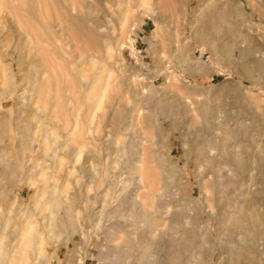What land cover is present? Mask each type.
<instances>
[{"label": "rangeland", "instance_id": "374dc122", "mask_svg": "<svg viewBox=\"0 0 264 264\" xmlns=\"http://www.w3.org/2000/svg\"><path fill=\"white\" fill-rule=\"evenodd\" d=\"M109 1L71 15L66 0H0V67L9 70L5 82H15L12 98L0 85L4 246L15 243L25 218L46 224L39 197L45 187L67 185L55 211V238L37 228L47 240L46 256L35 264H264V0H152L148 11L139 0H127L128 29L114 62L106 59L105 46L115 41L112 27L126 5ZM45 18L58 33L59 21L71 27L63 26L64 63L46 64L51 58L43 60L40 52L29 58L23 42L28 27ZM33 63L46 65L47 74L67 72L62 79L44 77V85L53 86L43 87L47 115L30 110L25 74ZM102 69L103 78L113 72L112 84L93 114L95 94L88 108L84 98ZM63 85L71 93L65 95ZM28 122L29 140L18 134ZM33 125L42 126L45 137L33 135ZM43 144L50 146L47 153ZM142 149L151 193L137 192L140 176L132 171ZM84 210L90 216L78 222L81 238L74 216Z\"/></svg>", "mask_w": 264, "mask_h": 264}, {"label": "bare ground", "instance_id": "6f19581e", "mask_svg": "<svg viewBox=\"0 0 264 264\" xmlns=\"http://www.w3.org/2000/svg\"><path fill=\"white\" fill-rule=\"evenodd\" d=\"M102 0H66V2H65V5H66V7H68V13H70L71 15L72 14H78L79 12H80V10L81 9H83V10H85V11H87V12H90V11H92V8H96L97 7V4L99 3V2H101ZM107 1V3L109 4L111 1H109V0H106ZM129 2V1H128ZM139 2H140V7H142L145 11H148L149 9H150V6H153V1L152 0H139ZM121 3H124L123 4V6L124 5H126V4H128L127 3V0H115L114 1V5L115 4H121ZM11 5V4H10ZM1 6V5H0ZM13 6H15L14 4H13ZM209 7V6H208ZM10 7H8V9H9ZM4 9V8H3ZM7 9V10H8ZM12 9V8H11ZM13 9H15V10H17L16 8H14L13 7ZM12 9V10H13ZM66 8H64V10H65ZM4 10H6V9H4ZM129 10H131V9H129V7L126 5V8H125V10H123V11H121L120 12V16H119V20H118V26H116V27H112V32H115V30H116V33H115V37H114V39H115V41L113 42V44H106V46H105V55H106V59H108V60H112L113 59V62H114V59L116 58V56H119L120 57V50H121V43L119 42V40L121 39L122 40V38L124 37V35H125V33H127L126 32V29H128L127 27H128V21H129V18H130V16H129V14H130V11ZM38 11L40 12V14L42 15V5L39 3L38 4ZM66 11V10H65ZM14 12V11H13ZM82 12V11H81ZM86 12V13H87ZM132 12V11H131ZM82 14V13H81ZM91 14H93V12H91ZM12 15V14H11ZM96 15V14H95ZM16 16V15H15ZM85 16V15H84ZM99 17V16H98ZM13 18V17H12ZM44 18V17H43ZM55 18V17H54ZM90 18H92L91 16H90ZM94 18V17H93ZM96 18V17H95ZM16 19V18H15ZM56 19V18H55ZM66 19V18H65ZM67 19H68V17H67ZM72 19H76V21H74V22H77V21H79V19H78V17H72ZM13 20V19H12ZM47 19L45 18L44 19V21H41V23H39V22H37V21H33V27H28V29H29V32L30 33H26V41L24 40L23 42L25 43V46L28 48V54L30 55L29 56V58L31 57V55L33 56H35V54H37V53H39V55L42 53L43 54V57L42 56H40V58H43V60H45V59H48L49 57L51 58V59H48L49 61L48 62H46V64L47 63H49V62H52V61H54V60H56V62H57V60H59V61H62L63 60V63H64V59H66L67 57V53H65V51L63 50V47L66 45V43H63L62 44V42H61V37L63 36L62 35V33L64 32V28H63V24H62V21H59V27H60V32L58 33V32H56V28L54 29V28H52L51 27V23L50 22H48V21H46ZM69 20V19H68ZM88 20V19H87ZM90 20V19H89ZM98 20V19H97ZM16 21V20H15ZM55 21V20H54ZM65 20H63V22H64ZM67 21V20H66ZM81 22V21H80ZM88 22V21H87ZM86 22V23H87ZM96 22V21H95ZM95 22H90V24H92V23H95ZM16 23H17V25H18V27H19V29L21 28L20 27V25L19 24H21V21L20 20H17L16 21ZM67 23V22H66ZM70 23V22H69ZM83 23H85V21L83 22ZM85 23V24H86ZM58 24H57V26H58ZM65 24V23H64ZM68 24V23H67ZM77 24H79V23H77ZM82 24V23H81ZM66 25V24H65ZM74 25V24H73ZM207 25V24H206ZM56 26V27H57ZM70 26H71V24H70ZM75 26V25H74ZM80 26V25H79ZM58 27V28H59ZM65 27V26H64ZM68 27V28H67ZM73 27V26H72ZM85 27V26H84ZM65 28H67V29H70V31H71V27H69V26H66ZM82 28V27H81ZM92 28H93V26H92ZM92 28H91V30L90 31H92ZM96 28V26H94V29ZM18 29V30H19ZM22 29V28H21ZM80 29V28H79ZM85 29V28H84ZM93 29V30H94ZM98 29H99V26H98ZM77 30V29H76ZM75 30V31H76ZM22 31V30H21ZM69 30H68V32H70ZM74 31V32H75ZM79 31V30H78ZM86 31V30H85ZM67 32V31H66ZM65 32V33H66ZM89 32V31H88ZM87 32V33H88ZM97 32V31H96ZM22 33V32H21ZM64 33V35H66V34H68V33H66L65 34ZM76 33H77V31H76ZM84 33H86V32H84ZM90 33V32H89ZM92 33V32H91ZM70 34H73V33H70ZM113 34V33H112ZM24 35V34H23ZM78 35V34H77ZM199 35V34H198ZM67 36V35H66ZM82 36V35H81ZM85 36V35H84ZM88 36V35H87ZM95 36V35H94ZM78 37V36H77ZM70 38V37H69ZM87 38V37H86ZM93 39H94V37H92ZM73 39V38H72ZM91 39V38H90ZM104 39V38H103ZM62 40H64V39H62ZM67 40V39H66ZM75 41V40H74ZM20 42H22V41H20ZM84 42H86V41H84ZM73 43V42H72ZM109 43V42H108ZM111 43V42H110ZM20 44H22V43H20ZM69 45H71V44H69ZM75 45V44H74ZM43 46H45L44 48H43ZM68 47V46H67ZM45 48H47L46 49V51L44 50ZM66 48V47H65ZM16 49V48H15ZM71 50H73V48H71ZM85 52V51H84ZM41 54V55H42ZM64 56H65V58H64ZM84 56V55H83ZM95 56V55H94ZM87 58V60L89 61V62H91L92 64V66H93V63L95 64V65H97L95 62H96V60L94 59V57L93 56H88V57H86ZM96 58V57H95ZM98 58V57H97ZM32 59H33V57H32ZM39 59V58H38ZM54 59V60H53ZM34 60V59H33ZM42 60V61H43ZM38 61V60H37ZM39 61H41V60H39ZM59 61H58V63H59ZM66 61H68V60H66ZM74 61V60H73ZM97 61H98V59H97ZM102 61V60H101ZM116 61V60H115ZM34 62V61H33ZM44 62V61H43ZM43 62H42V64H43ZM44 62V63H45ZM56 62H53L54 64L56 63ZM22 63H24V62H22ZM61 63V62H60ZM98 63V62H97ZM39 64H40V62H39ZM57 64V63H56ZM55 64V65H56ZM65 64H67L66 66H68V63L66 62ZM70 64V63H69ZM86 64V63H85ZM101 64V63H100ZM41 65V64H40ZM51 65V64H50ZM50 65L48 64V68H50ZM53 65V64H52ZM51 65V67H53ZM58 65V64H57ZM60 65V64H59ZM72 64H70V66H71ZM106 65V64H105ZM46 66V65H45ZM45 66H37V64L36 63H33L32 65H31V67H30V69L27 71V73L25 74V76H26V78H27V80H26V78H25V80L27 81V90H25L26 91V94L28 93L29 94V101H30V110H31V107H36V111H45V112H47V108H46V104L44 105V102H43V99H42V93H44V88L43 87H47V88H49L50 87V85L51 84H49V85H44V82H43V80H44V77H47L48 78V80L47 81H49L50 79H51V77H49L52 73L54 74V72L51 70L50 72H51V74H47L48 72H47V70L45 69V68H47V67H45ZM61 66V65H60ZM104 66V65H103ZM10 67H11V65H10ZM57 69L59 68V67H57V66H55ZM54 67V68H55ZM65 67V66H64ZM107 67V66H106ZM56 68H55V70H56ZM63 68V67H62ZM64 70H62V69H60V70H62L63 72L64 71H66V69L65 68H63ZM54 70V69H53ZM59 70V71H60ZM68 70V69H67ZM110 70V69H109ZM108 70V71H109ZM113 70V69H112ZM100 71V70H99ZM98 71V72H99ZM8 73L9 72V70H7V69H5L4 67H0V85L1 84H3L4 86L6 85V88H8V90H9V88H10V94H8V96H9V98L11 97V95L12 94H14L15 92L13 91L14 90V84H15V82H13L14 81V79L12 78V77H10V79H8L6 82H5V73ZM56 73L58 74V75H60L57 71H56ZM61 73V72H60ZM64 73H66L67 74V72H64ZM69 73V72H68ZM113 73V72H112ZM112 73H110V72H107L106 74V76L103 78V76H102V74H103V69L100 71V75L99 76H97L96 74V77H95V79H94V83H92V87H91V91L89 92V95L86 97V98H84L85 99V102H83V104L85 103V106H86V104L87 103H89L88 102V99H90V97H92V95L91 94H95V96H93L92 98L94 99V111H93V114H95V112H97V111H100V110H102V108H103V103H105L104 102V100H106L107 98H108V90L110 89L109 87L111 86V84L109 83L110 81H112V80H110L111 79V76H112ZM9 74V73H8ZM53 74L51 75V76H53ZM66 74H61V77L60 76H56L55 74V76H56V78L58 77V78H61L62 79V75H66ZM117 74V73H116ZM10 75V74H9ZM46 75H49V76H46ZM12 76V75H11ZM83 77V75H81L80 74V78H82ZM118 76H119V74H118ZM122 76V75H121ZM8 77V76H7ZM64 78H65V76H63ZM94 77V76H93ZM113 77H115V76H113ZM53 79V78H52ZM66 79V78H65ZM115 79V78H114ZM113 79V80H114ZM128 79V78H127ZM46 80H44V81H46ZM54 80V79H53ZM52 80V82L53 83H55L54 81ZM92 80H93V78H92ZM110 80V81H109ZM116 80V79H115ZM16 81V80H15ZM47 81H46V84H48L47 83ZM60 81H64V79L63 80H60ZM60 81H59V83H60ZM66 82H67V80H65ZM25 82V81H24ZM51 82V81H50ZM49 82V83H50ZM57 83L58 82H56V86H57ZM69 83V82H68ZM68 83H65L64 82V84L66 85H68ZM71 87L73 86V83L71 82ZM60 85V84H59ZM49 86V87H48ZM52 86V85H51ZM61 86V85H60ZM74 86H76V85H74ZM73 86V87H74ZM91 86V85H90ZM89 86V87H90ZM53 87V86H52ZM63 87V89H65L64 88V85L62 86ZM47 88H45L46 90V92H45V94L47 93ZM57 88V87H56ZM58 88H60L59 86H58ZM57 88V90L58 91H60V89L61 90H63L62 88H60V89H58ZM68 88V87H67ZM66 88V89H67ZM127 88H128V90L129 91H131V85H128L127 86ZM50 89V88H49ZM53 89V88H52ZM65 89V90H66ZM70 89V88H69ZM69 89H67L66 91L64 90V92H65V95H66V92H68L67 94H69V93H71V91L69 90ZM72 89V88H71ZM76 89H77V87H76ZM76 89L74 88V90H75V92H77L76 91ZM127 90V91H128ZM16 91H18L17 89H16ZM53 92L54 91V89L53 90H49L48 92ZM75 92H74V94H75ZM81 94L83 93V92H81V90L79 91ZM85 92V91H84ZM54 93V92H53ZM53 93H50V94H53ZM79 93V94H80ZM86 93V92H85ZM88 93V92H87ZM17 94V93H16ZM48 94V93H47ZM49 94V95H50ZM61 93L59 92V95H60ZM62 94H63V92H62ZM73 94V93H72ZM77 94V93H76ZM75 94V96H77ZM15 96V95H14ZM52 96V95H51ZM63 97H64V94L62 95ZM13 97V96H12ZM11 97V98H12ZM44 97H45V95H44ZM52 97H54V94H53V96ZM60 97V96H59ZM62 97V98H63ZM73 97V96H72ZM23 98V97H22ZM25 98V97H24ZM46 98H47V95H46ZM51 98V97H50ZM26 99V98H25ZM28 99V98H27ZM52 99V98H51ZM50 99V100H51ZM54 99V98H53ZM52 99V100H53ZM60 99V98H59ZM64 99V98H63ZM67 99V98H66ZM13 100V99H12ZM20 100V99H19ZM52 100H51V102H52ZM61 100V99H60ZM65 100V99H64ZM67 100H70V97H69V99H67ZM91 100V99H90ZM47 101H49V98H48V100ZM54 101V100H53ZM83 101V100H82ZM45 102H46V100H45ZM55 102V101H54ZM20 103V102H19ZM25 103H27V102H25ZM48 103V102H47ZM68 103H70L69 105L71 106V108H75V102L73 103L72 101H69ZM67 103V104H68ZM51 104V103H50ZM55 103H53V106H55L54 105ZM41 105H44V107H41ZM62 105V104H61ZM90 105V104H89ZM51 106H52V104H51ZM53 106L51 107V109L53 108ZM83 106V105H82ZM91 106V105H90ZM50 107V106H49ZM87 107V106H86ZM89 107V106H88ZM87 107V108H88ZM28 108V107H27ZM62 108V107H61ZM60 108V109H61ZM0 109H2V106L0 105ZM54 109V108H53ZM52 109V110H53ZM59 109V110H60ZM86 109V108H85ZM90 109V108H89ZM9 110H11V109H9ZM29 110V109H28ZM54 110H56V109H54ZM61 110H63V109H61ZM60 110V111H61ZM92 110V109H91ZM51 111V110H50ZM10 112V111H9ZM31 113H32V111H30ZM35 112V111H34ZM20 113V112H19ZM40 113V112H39ZM52 113H53V111H52ZM60 113H63V112H60ZM77 113V112H76ZM9 114H11V112L9 113ZM37 114V113H36ZM48 114V112L46 113V115ZM49 114H50V112H49ZM65 114V113H64ZM31 116H32V114H30ZM34 115H35V113H34ZM67 115V114H66ZM69 116V115H68ZM94 116V115H93ZM77 117H78V115H77ZM82 117V116H81ZM95 117V116H94ZM4 118H7V117H4ZM35 118H37V119H39L38 118V116L37 117H35ZM8 119V118H7ZM26 119V118H25ZM36 119V120H37ZM76 119V118H75ZM78 119V118H77ZM82 120H84V119H82ZM87 120V119H86ZM42 121V120H41ZM91 121V120H90ZM90 121H89V123H90ZM33 122V121H32ZM37 122H39V121H37ZM43 122V121H42ZM92 122V124H93V121H91ZM41 123V122H40ZM79 123V122H78ZM77 123V124H78ZM83 123V122H82ZM19 124H21V123H19ZM23 124H25V123H23ZM31 124V123H30ZM29 122L27 123V125H24V126H21V128H17L19 131H18V134H20L21 136H19V137H25L26 139H28V138H31L29 135H27V132H29ZM77 124H75L76 125V127L79 125L80 126V123L77 125ZM84 124H86V122L84 123ZM91 124V123H90ZM17 125V124H16ZM16 125H13V126H16ZM41 125V124H40ZM37 126L36 125V127L34 128V125H33V131H35V133H33V135H37V136H42V137H45V135L47 134V132L42 128V126ZM31 126V125H30ZM89 126V125H88ZM45 127V126H44ZM75 129H76V127L75 126H73ZM85 127V126H84ZM42 128V129H41ZM87 128V132L88 133H91V131L89 130V128L88 127H86ZM17 129L15 130L16 132H17ZM32 129V128H31ZM45 129H46V127H45ZM90 129H91V127H90ZM12 130V132H14L13 130H14V128L13 129H11ZM79 130H80V128H79ZM82 130V129H81ZM83 130L85 131V128H83ZM82 130V131H83ZM51 131H52V129H51ZM50 131V132H51ZM72 131V130H71ZM31 132V131H30ZM54 133H55V131H53ZM32 133V132H31ZM74 133V132H73ZM81 133H83V132H81ZM86 133V132H85ZM13 134V133H12ZM16 136H17V134L16 133H14ZM56 134V133H55ZM79 134V133H78ZM84 134V133H83ZM85 135V134H84ZM88 135V134H87ZM36 136V137H37ZM72 136H74V134H72ZM18 137V138H19ZM83 137V136H82ZM81 137V138H82ZM14 138V137H13ZM46 138H48V137H46ZM12 139V138H11ZM10 139V140H11ZM23 139V138H22ZM25 139V140H26ZM49 140H50V138H48ZM74 139V138H73ZM14 141H15V139H13ZM24 140V139H23ZM29 140V139H28ZM45 140H47V139H45ZM49 140H48V142H49ZM83 140H84V138H83ZM12 141V140H11ZM14 141H12V142H14ZM31 141V140H30ZM33 141V140H32ZM39 141V140H38ZM37 141V142H38ZM87 141V140H86ZM40 142V141H39ZM42 142V141H41ZM83 142H85V140L83 141ZM88 142V141H87ZM22 143V142H21ZM28 143V142H27ZM43 143V142H42ZM45 143H47V142H45ZM86 143V142H85ZM31 144V143H30ZM39 144V143H38ZM87 144V143H86ZM27 145V144H26ZM39 146V145H38ZM22 147V146H21ZM49 147L50 146H48V144H43V148H42V150H43V152L44 153H47L48 151H49ZM26 148V147H25ZM24 148V149H25ZM82 148V147H81ZM84 148H86V145L84 146ZM38 150H39V148H38ZM41 150V149H40ZM81 150V149H80ZM108 149H106V151H107ZM22 151H24L23 149H22ZM21 151V152H22ZM79 151V150H78ZM78 153V152H77ZM19 154V153H18ZM78 154H80V153H78ZM77 154V155H78ZM56 155V154H55ZM75 157V156H74ZM139 158L136 160V163L134 164V166L132 165V171H134V172H136L137 174H139V176H140V179H139V181H138V183H139V185H138V188H137V192H144L145 190L146 191H149V190H151L152 189V183H147L146 182V180L144 181V179H145V173L147 172L146 171V165H147V160H146V157H145V150L144 149H142L141 150V153H140V156H138ZM58 158V157H57ZM80 157L78 156V158L76 157V162H78V159H79ZM34 161V160H33ZM115 163V162H114ZM95 165V164H94ZM104 166V165H103ZM96 167V166H95ZM95 167H94V169H95ZM103 168V167H102ZM93 169V168H92ZM131 169V168H130ZM96 170V169H95ZM101 170V169H100ZM102 171H103V169H102ZM148 171H149V169H148ZM101 173V172H100ZM99 173V174H100ZM148 173V172H147ZM70 174H73V171L70 173ZM91 174V173H90ZM93 174V173H92ZM97 174V173H96ZM45 173H43V172H41V174H40V178H44L43 180H44V185L46 186V183H47V181H46V178H45ZM93 177H95V176H93ZM97 177V176H96ZM93 185H92V181L88 184L87 183V188L88 187H92ZM48 188H50V186L49 187H45L44 188V190L41 192L42 194L41 195H39V197L40 198H44L45 199V201H44V203L43 204H41L42 206V211H44V213H46V215H44L43 217H42V220L43 221H46V224L45 225H42V224H40V223H38L37 222V220L36 219H34V221L33 222H30V220H32L34 217L33 216H31V217H27V218H25V221H24V223L23 224H21L22 225V227H21V229H19L18 230V233H19V235H18V237H17V239H16V241H15V243H13V245H11V247H10V244L13 242V241H10L11 243L6 247V246H4V244L5 243H3V238L0 236V264H35V261L36 260H38V262H40L39 260L40 259H42L43 257H45L46 255L44 254V244H45V242H46V237H42V235H43V233H41L39 230L40 229H45L46 231H48V234L50 235V236H52L51 238H55V234H54V227H55V211L60 207V205L64 202V200H63V195L66 193V188H67V185H66V187L64 188V189H62L61 190V188H59L58 186L56 187H53L52 188V190H48ZM57 188H59V189H57ZM63 188V187H62ZM57 189V190H56ZM55 191H57V192H55ZM149 193H151L150 191H149ZM148 194V193H147ZM146 194V195H147ZM149 195V194H148ZM104 196H108V192H106L105 193V195ZM35 198V197H34ZM84 200V199H83ZM145 200V199H144ZM36 201H37V199H36ZM38 202V201H37ZM142 202V201H141ZM85 203H86V201H85ZM105 203H106V200L105 199H103L102 201H100L99 202V205L100 206H102V207H104V205H105ZM142 203H144V202H142ZM43 205H44V207H43ZM35 206L37 207L38 206V204L37 203H35ZM38 208V207H37ZM87 208V207H86ZM86 208H84V209H86ZM74 211V210H73ZM102 211H103V209L102 210H100V213H102ZM68 213V212H67ZM90 212H88V211H86V210H84L83 211V213H81V211L80 212H76V214H75V216H74V220H75V222H76V224L79 222V220H80V222H81V218L83 217H85V216H90V214H89ZM80 214H83V215H81L80 216ZM98 216H99V213H98ZM4 219V218H3ZM8 220H10V219H8ZM3 221V220H2ZM1 221V222H2ZM6 221V220H5ZM15 221V220H14ZM1 224V223H0ZM82 224V223H81ZM5 226V225H4ZM16 226V225H15ZM78 226V227H77ZM17 227V226H16ZM15 227V228H16ZM37 228H40V229H37ZM79 228V229H78ZM76 231H77V233H79V235L81 236V238H83V229L81 228V225H80V223H78L77 225H76ZM6 239V238H5ZM84 240V239H83ZM8 249V250H7Z\"/></svg>", "mask_w": 264, "mask_h": 264}]
</instances>
